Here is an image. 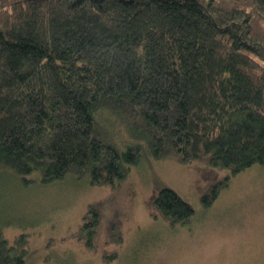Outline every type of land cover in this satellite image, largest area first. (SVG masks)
Wrapping results in <instances>:
<instances>
[{"label": "trees", "instance_id": "trees-1", "mask_svg": "<svg viewBox=\"0 0 264 264\" xmlns=\"http://www.w3.org/2000/svg\"><path fill=\"white\" fill-rule=\"evenodd\" d=\"M145 156L229 169L206 207L264 164V0H0V181L116 187ZM151 204L195 214L169 186ZM99 220L90 204L89 248ZM27 242L0 224V264H28Z\"/></svg>", "mask_w": 264, "mask_h": 264}, {"label": "rangeland", "instance_id": "rangeland-1", "mask_svg": "<svg viewBox=\"0 0 264 264\" xmlns=\"http://www.w3.org/2000/svg\"><path fill=\"white\" fill-rule=\"evenodd\" d=\"M116 138L131 141L123 133ZM2 174L0 224L10 240L27 236L28 264H264V164L231 176L208 207L201 197L230 170L204 158L145 156L116 187L72 176L27 186L10 171ZM164 186L194 207L188 223L172 225L153 209ZM90 204L100 212L93 248L81 228Z\"/></svg>", "mask_w": 264, "mask_h": 264}]
</instances>
